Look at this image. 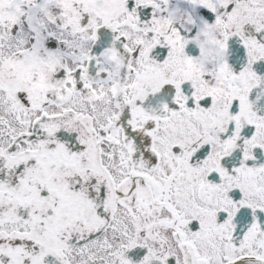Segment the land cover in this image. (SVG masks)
<instances>
[{
  "label": "snow or ice",
  "instance_id": "obj_1",
  "mask_svg": "<svg viewBox=\"0 0 264 264\" xmlns=\"http://www.w3.org/2000/svg\"><path fill=\"white\" fill-rule=\"evenodd\" d=\"M0 264H264V0H0Z\"/></svg>",
  "mask_w": 264,
  "mask_h": 264
}]
</instances>
